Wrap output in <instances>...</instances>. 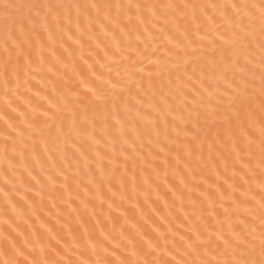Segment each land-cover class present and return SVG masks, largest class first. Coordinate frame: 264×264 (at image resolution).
Returning <instances> with one entry per match:
<instances>
[{
    "label": "bare ground",
    "instance_id": "1",
    "mask_svg": "<svg viewBox=\"0 0 264 264\" xmlns=\"http://www.w3.org/2000/svg\"><path fill=\"white\" fill-rule=\"evenodd\" d=\"M12 2L80 5L138 2L159 5L167 3L239 4L251 3L253 0H12ZM255 2L258 3L259 0H255ZM209 15H212V13L210 12ZM145 20L148 22L138 27L135 22L133 23L132 28L135 30H129L131 31L129 38L117 35V39L112 40L111 37L101 35L99 48L95 46L93 41H89L87 35H85L83 41H81L83 48L73 44L70 49L72 55L69 57L64 54L60 62H56L51 57L46 47L43 53L44 63L40 64L39 57L34 49L32 67H26L23 60H21L18 75L10 77L7 95H5L4 77L0 75V116L4 117V119H0V218L11 219L13 226L19 224V230L24 231L30 240L38 238L45 245L49 243L51 237L55 236L56 239L60 240V245H55V241L52 240L53 245L58 248L60 246L69 248L68 254L63 256L64 259L69 256L74 260L77 256L81 259H103L104 252L100 248H97L96 254H93L91 246L88 244L89 239L93 243L103 241L104 246L108 247L109 251L112 250L115 244L119 243L121 249L117 250V254L121 255V258L124 256L131 257L133 245L129 244L128 240H133L139 253L141 246L146 247L145 240L149 238L152 240L153 245H159L153 256L149 257L150 259L159 256L162 260H171L173 255L177 259H187L188 257H182L180 253L175 251L172 247L173 242L183 253L186 246L183 245L180 236L183 235L185 239L191 236L192 232L187 231L189 228L198 229L201 233L207 235L204 232L205 225L212 232L222 227L225 235H228L230 231L229 224L231 223L236 232L241 233L242 236L251 233V229L255 227L256 236L259 237L260 222L256 220L253 223V218L260 215V209L254 201L243 205V207L250 209V214H245L243 207L239 213H236L231 211L234 206L226 196L223 201L224 207H220V204L217 203L215 213L211 216L208 215V205L205 204L203 218H200V200L202 198L199 197V193L208 190L213 193V199L218 200V194L215 193L216 187L219 186L222 191L231 192L224 183L225 180L229 184H235L239 187L242 183L240 175H243L240 171L241 163L246 162L247 157L237 162L235 154L231 152V145L224 144L220 147L224 158L217 159L216 150L214 149L213 160L210 161L208 159L207 142H205L203 158L199 162H197L199 152L194 154L190 160H185L182 148L180 149L181 161L179 166L176 165L175 161L177 146L183 144L186 140L183 133L177 136L171 130L172 116L180 114L178 111L181 99L180 93L188 92L190 88L196 86L201 69H203L205 76L212 75L209 61H218L220 56L221 41L217 38V33L224 34L227 39L231 32L229 25L222 20L219 12L215 14L214 19L211 21L198 15L195 23L192 22L189 15L187 21H182L178 29L172 24L164 27L162 20L156 24V28H153L151 16L148 13L145 14ZM197 25L200 26L198 33ZM160 27H164L163 33L158 31ZM145 28L148 29L147 32H145ZM149 32L151 38L148 36ZM137 33L140 34L139 40L136 38ZM185 35H187L188 40L185 39ZM199 37H207V39L200 41ZM189 41L192 42L190 47L188 46ZM210 41L217 46V51L214 54L212 53V43ZM2 43L3 33L0 31V60L3 57ZM117 44H119V52H117ZM67 46L66 44L65 47ZM57 49V55L59 56L63 50L59 49L58 44ZM258 56L259 52L257 50L253 53V58L255 59ZM198 57L199 59H197ZM185 60L188 61V75L193 76V81L189 82L187 87H185L187 76L184 74ZM53 64L55 67L53 72L50 73L48 68ZM173 65H178L179 70ZM193 67L196 69L195 74H193ZM109 81L115 83L117 87L112 89ZM149 81H151V88L149 87ZM221 88H223V85H221ZM89 89H94L98 95L111 97L115 93V96L118 97L115 114L112 111L110 101L107 106L108 134L110 137L117 138L115 144L117 154L121 148V141L117 132L119 126L116 125L113 116L115 115L116 119L121 120L126 137H132L130 129L135 126L146 142L147 133L152 128L150 121L155 116L150 105L159 103L161 90H163V94L176 95L175 101L172 100L171 95L168 96L172 108V115L168 116L169 136L175 143L168 144L166 152L169 148L172 151L167 156L165 153H160L155 160H152L151 157L147 156L148 147L146 146L142 151L152 166L149 168L147 163L143 164L144 172L141 176V164L137 161L135 188L131 180L132 160L128 162V175L125 177L123 188L114 180L112 185L105 186L101 193H97L92 185L88 184L91 176L86 174L83 159L71 145L75 143L76 147L80 148L89 159H94L97 146L85 135V129L89 132H91V129L88 128V125L82 124L83 105L81 108L75 109L77 112L76 127L73 128L69 108L64 106L61 98L71 100L78 95L86 104L88 100L93 99ZM178 89L179 91H177ZM37 92H39V96L36 95ZM45 97L47 99H44ZM49 103L62 108V111L57 114L56 108H50ZM94 103L96 102L94 101ZM8 104L11 106L8 107ZM125 108H127V111H125ZM12 109H16V111H12ZM138 110L140 117H144V119L137 116ZM45 111L48 112V117L43 115ZM53 115H55V119H50L49 117ZM184 115L186 117L187 113L185 112ZM104 117L105 109L103 106H98L95 110L91 105L88 106L87 119L95 121L97 139H101ZM155 118L162 132L163 126L159 124V117L155 116ZM4 120H8L16 129V132L23 133L22 137L17 136L16 132L10 133L16 140V151L13 153V144L8 142L7 158H5L3 152L5 145L3 137L8 131ZM46 123L50 127H45ZM176 123L178 125L177 130L185 127L180 121ZM58 128L60 132L57 131ZM77 133H79V136H77ZM153 139H155L154 135ZM187 139H190V136ZM103 143L104 141L101 139V144ZM160 146H165L163 134L161 135ZM107 147H102L101 152H106ZM137 147L139 150V142H137ZM21 152H23V157H21ZM152 152L156 155L158 148L154 146ZM117 159L120 162L123 161V157L118 155ZM165 159L169 161L167 167L164 164ZM213 163L215 166H213ZM104 164L107 171V159H105ZM186 164L194 170L195 181L188 176L185 168ZM77 165H79V176L75 175ZM92 167L95 170L94 164ZM234 168L238 174L233 178ZM58 171H63L69 177L67 191L61 188L63 176L57 175ZM121 171L123 169L117 171V177H119ZM29 172L41 181L40 185L32 180L28 175ZM165 172H167L166 178ZM49 175L55 180V188L47 179ZM182 175L189 184L199 186L192 193V199L196 200L197 204L195 214L186 190H184L183 211H181L180 200L174 198L172 192L169 191L171 188L176 192L177 197L180 196V191L183 189L179 180ZM217 176H219V180ZM145 179H147V183H145ZM261 179H264V177L257 170L256 177L250 180L253 193L259 192L257 185ZM6 180L8 181L7 184L5 183ZM77 180L80 182L79 189L76 187ZM96 180L99 183L98 176ZM204 181H207V183H204ZM86 185L90 190L88 196L84 195ZM108 187H112V192L116 193L115 196L108 191ZM247 187V185L243 186L240 191H245ZM37 191L41 192V196L36 195ZM5 192L9 193V202L5 200ZM77 192H79L82 200L88 201L86 208L80 200L76 199ZM69 193H71V207L67 203ZM236 195L239 197V192ZM21 196L25 197L27 204L20 199ZM256 199L259 200L258 195ZM62 201L64 202L62 203ZM13 203L17 205V211L23 207V219H17L16 214L12 212L11 205ZM28 204L33 205V208L29 209ZM109 204H111V208ZM224 208L230 209V215H225ZM185 213L188 215V220L184 219ZM37 217H39V220H37ZM25 219L28 224L33 226L31 230L28 229V224L24 223ZM189 220L191 223H189ZM239 220H244V225H241ZM41 223L44 224V227H40ZM5 228H7V225H0V231ZM49 228L52 229L50 234L48 232ZM153 228H156L157 231H153ZM169 228H171V232ZM101 232H103V235H101ZM121 232H123V236H121ZM33 233H36V235L34 236ZM138 233H147V235L144 240H141ZM173 233H177V235L173 236ZM104 237H107L108 240H105ZM17 239L19 246L23 243V238L18 237ZM229 239H231L230 236ZM73 240L78 243V248L72 246ZM108 241H111V243L109 244ZM215 243L218 242L214 239V245ZM166 246L168 249L167 255H165ZM2 248L3 245L0 244V251H2ZM203 251L204 249L201 248V258L211 260L212 256L215 255L216 261L231 259V249H228L227 254L224 256L220 254L224 251L222 246L220 251H210L207 257H203ZM192 255L194 257L195 254ZM138 258L142 260L144 257L139 256ZM20 259H23V257H20ZM172 264H175V261Z\"/></svg>",
    "mask_w": 264,
    "mask_h": 264
},
{
    "label": "snow or ice",
    "instance_id": "2",
    "mask_svg": "<svg viewBox=\"0 0 264 264\" xmlns=\"http://www.w3.org/2000/svg\"><path fill=\"white\" fill-rule=\"evenodd\" d=\"M210 12L212 15H209ZM217 12H219L222 20L229 25L231 32L227 36V39L224 34L217 33V38L221 41L219 47L220 56L218 61H209L210 73L212 75L205 76L203 69H201L196 86L190 88L188 92L180 93L181 99L178 105L180 114L172 116L171 130L177 136L183 133L186 140L183 144L177 146L175 161L176 165L179 166L181 161L180 149L182 148L185 160H190L194 154L199 152V156L197 157V162H199L203 158L205 142H207L208 159L210 161L213 160L214 149L216 150L217 159L224 158L220 151V147L224 144L231 145V152L235 154L237 162L247 157L246 162L241 163L240 171L243 175H240L242 183L239 187L235 184H229L225 180L224 183L231 192L222 191L221 187H216L215 193L218 194V200L213 199V193L208 190L199 193V197L202 198L200 200V218H203L205 204L208 205V215L211 216L215 213L217 203L220 204V207H224L223 201L226 196L231 200L232 206H234L231 211L236 213L240 212L243 205L250 204L254 201L260 209V215L253 218V223L256 220L260 222L259 237L256 236L255 227L251 229V233H246L242 236L241 233L236 232L231 223L229 224L230 231L228 235H225L222 227L212 232L205 225L204 232L207 235H204L198 229L193 230L189 228L187 231L192 232L191 236L187 239L183 235L180 236V240L186 246L183 253L180 252V248L176 246L175 242L172 244V247L177 253H180L182 257L188 258L177 259L173 255L171 260H162L159 256L149 258L159 248L158 244L153 245L150 238L145 240L146 247L141 246L139 253L136 250L133 240L129 239L128 243L133 245L131 257L124 256L123 258L117 254V250L121 249L119 243L115 244L112 250L109 251V248L104 246L103 241L93 243L89 239L88 244L91 246L93 254H96L97 248H100L104 252V258L92 260L90 258L81 259L77 256L74 260L70 256L67 259L63 258L64 255L68 254L69 248L66 246L56 247L55 245H60V240L56 239L55 236L51 237L49 243L45 245L38 238L30 240L24 231L19 230V224L13 226L11 219L0 218V225H7V228L0 231V244L3 245L2 251H0V264H172L173 261H175V264H213V262L215 264H264V179H261L257 185L259 188L258 193L252 192V185L250 183V180L256 177L257 170L264 177V0H259L258 3L253 0L251 3L239 4L167 3L159 5L138 2L80 5L53 4L48 2L17 3L12 2V0H0V31L3 33V57L0 60V75L4 77L5 95H7L10 77L18 75L21 60H23L26 67H32L34 49L36 55L39 57L40 64L44 63L43 53L46 47L51 57L56 62H60L64 54H67L69 57L72 55L70 49L73 44L83 48L81 41H83L85 35H87L89 41L95 43L97 48L100 47L101 35L111 37L112 40H116L117 35L129 38L131 35V31L129 30H135L132 28L134 22L137 27L148 22L145 20L146 13L151 16L153 28H156V24L162 20L164 27L172 24L178 29L182 21H187L189 15L191 16L192 22L195 23L198 15L206 17L211 21ZM164 27H160L158 31L163 33ZM199 27L197 25V33L199 32ZM147 31L148 29L145 28V32ZM148 36L151 38L150 32ZM136 38L137 40L140 39L139 33H137ZM185 39L188 40L187 35H185ZM204 39H207V37H199L200 41ZM191 43L189 41V47ZM210 43H212V53L214 54L217 51V46L212 41ZM57 44L59 45V49L63 50L59 56L57 55ZM66 44L68 45L67 47H65ZM257 50L259 56L254 59L253 53ZM119 51V44H117V52ZM187 66L188 61L185 60L184 74L187 76L185 87H187L189 82L193 81V76L188 75ZM54 67V64L51 65L48 71L52 73ZM173 67L179 70L178 65H173ZM195 71L196 69L193 67V74H195ZM230 73L231 75H229ZM177 78L179 79V76ZM109 83L112 89L117 87L115 83L111 81ZM221 85H223V88H221ZM149 87L151 88V81H149ZM89 91L92 93L93 99L88 100L86 104L83 103L81 97L78 95L71 100L61 98L64 106L69 108L73 128L76 127L77 112L75 109H79L83 105L82 124L88 125V128L91 129V132L85 129V135L97 146L94 152V159H89L80 148L76 147L75 143L71 145L83 159L86 174L91 176L88 184L92 185L97 193H101L105 186L112 185L114 180L123 188L125 186V177L128 175V162L132 160L133 172L131 180L135 188L137 161L141 164V176H143L144 172L143 164L147 163L149 168L152 166L142 150L147 146V156L151 157L152 160H155L160 153H165L167 156L172 151L169 148L168 152H166V146L175 143L169 136L168 116L172 115V108L168 96L171 95L172 100L175 101L176 95L171 93L163 94V90H161L162 94L159 103L150 105L155 116L159 117V124L163 128L161 132V128L154 116L150 121L152 128L147 133L148 138L146 142L140 136L135 126L130 129L132 137H126L121 120L116 119L114 115L115 123L119 126L117 132L121 141V148L117 154L115 149L117 138L110 137L108 134L107 106L110 101L112 111L115 114L118 97L115 96V93L109 97L106 95H98L94 89H89ZM36 95L39 96V92ZM153 95L155 96V94ZM44 99H47V97ZM89 105L94 110L98 106H103L105 109L104 127L101 135V139L104 141L103 144H101V139H97L95 135V121H89L87 119ZM10 106L8 104V107ZM49 107H55L57 114L62 111V108L51 103H49ZM12 111H16V109H12ZM125 111H127V108H125ZM185 112L187 113L186 117L184 115ZM43 115L48 117V112L45 111ZM137 116L140 117L139 110L137 111ZM49 118L55 119V115ZM140 118L144 119V117ZM0 119H4V117L0 116ZM177 121H180L185 127L177 130ZM4 123L8 129L3 137L5 141L3 152L5 158H7L8 142L13 144V153L16 151V140L10 134L11 132H16V129L8 120H4ZM189 125L191 126L190 128L188 127ZM45 127L50 126L46 123ZM57 131L60 132V129L58 128ZM16 134L17 136H23L22 132H16ZM162 134L165 146H160ZM153 135L155 139H153ZM77 136H79V133H77ZM189 136L190 139H187ZM137 142H139V150ZM106 146H108L107 151L102 153L100 149ZM154 146L158 148L156 155L152 152ZM117 155L123 157L122 162L118 161ZM21 157H23V152H21ZM105 159H107V171L104 164ZM93 164L95 165V170H93ZM164 164L166 167L168 166V159L164 160ZM213 166H215L214 163ZM185 168L188 176L195 181L192 167L186 164ZM119 169H123V171L117 177L116 174ZM237 174L234 168L232 172L233 178ZM28 175L37 185L41 184V181L36 179L31 172ZM57 175L63 176L61 188L67 191L69 177L63 171H58ZM75 175H80L79 165H77ZM97 176L99 177V183L96 180ZM166 177L167 172H165ZM47 179L52 187L55 188V180L53 177L49 175ZM217 179L219 180V176H217ZM5 183L7 184L8 181L6 180ZM145 183H147V179H145ZM179 183L183 189L180 191L179 197H177L176 192L171 188L169 191L172 192L174 198L180 200L181 211H183L184 190H186L193 213L195 214L197 204L196 200L192 199V193L199 186L189 184L183 175L180 177ZM204 183H207V181H204ZM245 185L248 186L247 189L240 191V188ZM76 187L77 189L80 188V182L78 180L76 181ZM89 191L86 185L84 187V195L88 196ZM108 191L112 192V187H108ZM237 192H239V197L236 195ZM36 195L41 196V192L37 191ZM112 195L115 196L116 193L112 192ZM257 195L259 196V200L256 199ZM4 196L6 202H9V193L5 192ZM241 197L243 199H240ZM20 199L27 204L25 197L21 196ZM76 199L80 200L85 208L87 207L88 201L82 200L79 192H77ZM67 203L71 207V193H69ZM27 206L29 209L33 208L31 204ZM11 207L17 219L24 218L23 207L19 211H17L16 204L13 203ZM109 207L111 208V204H109ZM243 211L245 214H250L248 207H243ZM224 213L225 215H230V209L224 208ZM184 219L188 220L187 213H185ZM37 220H39V217H37ZM24 223L28 224V221L25 219ZM189 223H191L190 220ZM239 223L244 225L245 222L244 220H239ZM32 227L31 224H28L29 230ZM40 227H44V224L41 223ZM153 231H157V229L153 228ZM169 231L171 232V228H169ZM48 232L50 234L52 229L49 228ZM14 233L15 235H13ZM138 234L141 240H144V237L147 235V233ZM33 235L35 236L36 233H33ZM101 235H103V232H101ZM175 235L177 233H173V236ZM121 236H123V232H121ZM229 236L231 239H229ZM18 237L23 238V243L19 244V246ZM213 238L218 242L215 245ZM104 239L108 240L107 237H104ZM52 240L55 241V245L52 244ZM108 243L110 244L111 241H108ZM72 246L74 248L79 247L75 240H73ZM221 246L224 249V251L220 252L222 256L227 254L228 249H231V259L216 261L215 255L212 256L211 260L201 258V248L204 249L203 257H207L210 251H220ZM167 254L168 249L166 246L165 255ZM192 254H195L194 257ZM139 256H143L144 258L141 260L138 258ZM20 257H23V259H20ZM109 257L112 258L110 259Z\"/></svg>",
    "mask_w": 264,
    "mask_h": 264
}]
</instances>
